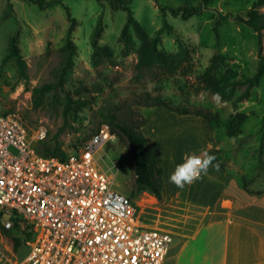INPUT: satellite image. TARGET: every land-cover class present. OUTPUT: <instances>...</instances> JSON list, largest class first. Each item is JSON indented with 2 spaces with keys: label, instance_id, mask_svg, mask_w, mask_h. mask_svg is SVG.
I'll return each instance as SVG.
<instances>
[{
  "label": "rangeland",
  "instance_id": "obj_1",
  "mask_svg": "<svg viewBox=\"0 0 264 264\" xmlns=\"http://www.w3.org/2000/svg\"><path fill=\"white\" fill-rule=\"evenodd\" d=\"M256 1L211 0L207 11L188 21L169 15L176 32H165L159 48L175 54L182 40L190 51L184 68L170 75L158 68L137 69L141 42L134 32L135 49L127 54L121 34L128 13L113 10L108 1L64 0L41 10L27 0H0V114L19 112L33 135L45 127L48 134L39 148L45 151L58 146L66 153L82 147L104 125L103 115H115L119 123L127 125L146 121L143 132L150 139L148 147L153 140L162 147L161 199L138 188L127 141L116 134V141L97 154L99 166L113 178V190L137 205L143 226L174 225L180 213H204L222 199L245 191L248 197L264 196V75L251 82L259 70L261 45L258 34L244 22ZM201 2L133 0L131 8L151 38L163 26L160 5L177 8ZM66 7L77 20L75 66L64 88L47 94L43 106L36 108L34 89L54 82L63 60L61 48L71 25ZM99 22L102 33L96 49L91 36ZM12 38H17L27 64V79L16 62L2 64ZM148 95L162 97L173 107L187 110L189 116L179 113L182 116L173 121L164 119L162 109L148 107ZM70 96L75 102L65 117ZM197 113L201 118H196ZM235 117L242 121L241 132L229 137L227 131ZM201 149L215 156L213 165H219L218 169L210 166L206 174L184 188L171 183L169 174L183 154ZM10 236L4 235L0 223V264L20 263L35 241V236L27 239L22 231H11ZM14 236L22 241L17 251Z\"/></svg>",
  "mask_w": 264,
  "mask_h": 264
},
{
  "label": "built area",
  "instance_id": "obj_2",
  "mask_svg": "<svg viewBox=\"0 0 264 264\" xmlns=\"http://www.w3.org/2000/svg\"><path fill=\"white\" fill-rule=\"evenodd\" d=\"M47 134L41 126L33 135L17 111L0 114V223L13 230L18 219L35 236L17 264H164L172 233L143 226L99 166L112 128L101 125L64 160L37 152Z\"/></svg>",
  "mask_w": 264,
  "mask_h": 264
},
{
  "label": "trees",
  "instance_id": "obj_3",
  "mask_svg": "<svg viewBox=\"0 0 264 264\" xmlns=\"http://www.w3.org/2000/svg\"><path fill=\"white\" fill-rule=\"evenodd\" d=\"M32 4L38 5L41 10L49 9L55 5L62 4L64 0H27ZM103 3L108 1L113 10H124L128 13V20L121 34V40L124 42L125 50L127 54H130L135 49V39L133 33L135 32L139 41L141 42V48L139 50L137 69L139 71L150 70L158 68L164 70L170 75H176L179 73L187 63L190 57V51L184 41L180 40V49L177 53H167L162 51L159 46L162 40V35L165 32L175 33L176 29L168 21V16L172 15L182 21H188L191 18L201 16L208 10L211 0H202L198 6H180L171 7L160 5L159 10L163 16V26L155 33L153 37H148L144 29L140 26L139 22L134 16V11L131 8L133 0H98ZM264 7V0H257L252 8L247 13V18L244 22L251 27L259 37L261 45L260 50V64L259 70L255 77L251 79L252 83H256L264 75V54H263V35H264V13L261 12V8ZM68 19L71 23L69 28V34L65 41L64 46L61 48L63 54V60L60 67L55 72V81L45 83L40 87L34 89L35 107L39 108L44 104V98L47 94H50L58 89L64 88L65 79L69 72H71L75 66V58L78 55V46L73 39V33L77 26V20L73 17L71 9L66 7ZM102 33V26L99 22L94 28L91 36L92 44L94 48H99L98 38ZM14 61L18 65L21 76L25 79L27 76V64L21 54V49L18 46L17 38H12L10 42V52L4 57L3 65ZM149 100L151 104L148 107H165L171 111L178 112L182 115H187V110H179L173 107L167 100L162 97L152 98L150 95ZM75 102L71 96L68 98V102L65 107V117L68 116L72 104ZM80 105L82 102L77 101ZM196 116H202L201 113H197ZM104 124H108L112 131L117 134L121 140L127 141L130 149V153L133 159L134 172L136 176V184L139 189L152 192L158 199L162 198V183L161 176L163 169L161 167V145L157 142L151 147H148V140L143 132V127L146 125V121H143L141 125H127L121 124L117 121L115 115L106 116L103 115ZM99 128V127H98ZM97 128V129H98ZM242 128V121L239 117H235L227 131L229 137H236ZM63 131L60 129L59 133ZM96 131V130H95ZM94 131V132H95ZM43 144V141L35 144L37 152L42 156L57 157L62 160L66 159L70 153H66L60 147H55L50 150L47 147L45 151H42L38 145ZM79 146L75 151H78ZM3 228V227H2ZM22 231L25 233L27 239L33 237V232L26 228V225L16 220V226L13 230H6L3 228L4 235L9 237L11 231ZM11 237V236H10ZM14 242V249L17 251L22 246V241L19 237H12Z\"/></svg>",
  "mask_w": 264,
  "mask_h": 264
},
{
  "label": "crops",
  "instance_id": "obj_4",
  "mask_svg": "<svg viewBox=\"0 0 264 264\" xmlns=\"http://www.w3.org/2000/svg\"><path fill=\"white\" fill-rule=\"evenodd\" d=\"M156 108L163 110V118L168 121L182 116L165 107ZM145 135L149 142L148 134ZM252 195L253 198L248 197L245 191L238 197L222 199L204 213H180L174 225L152 226L173 235L164 264H264V196Z\"/></svg>",
  "mask_w": 264,
  "mask_h": 264
},
{
  "label": "clouds",
  "instance_id": "obj_5",
  "mask_svg": "<svg viewBox=\"0 0 264 264\" xmlns=\"http://www.w3.org/2000/svg\"><path fill=\"white\" fill-rule=\"evenodd\" d=\"M215 159L214 155L203 149L185 152L181 162L175 165L168 179L177 187L184 188L206 174L210 166L218 169L219 165H213Z\"/></svg>",
  "mask_w": 264,
  "mask_h": 264
}]
</instances>
